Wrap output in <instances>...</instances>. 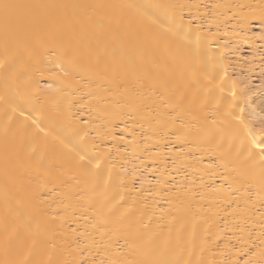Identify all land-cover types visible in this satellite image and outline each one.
Returning <instances> with one entry per match:
<instances>
[{
    "label": "bare ground",
    "instance_id": "1",
    "mask_svg": "<svg viewBox=\"0 0 264 264\" xmlns=\"http://www.w3.org/2000/svg\"><path fill=\"white\" fill-rule=\"evenodd\" d=\"M55 2L74 63L0 35V261L264 264V0Z\"/></svg>",
    "mask_w": 264,
    "mask_h": 264
},
{
    "label": "snow or ice",
    "instance_id": "2",
    "mask_svg": "<svg viewBox=\"0 0 264 264\" xmlns=\"http://www.w3.org/2000/svg\"><path fill=\"white\" fill-rule=\"evenodd\" d=\"M13 7L18 10L10 19L4 22L2 33H0L6 47L9 43H12L28 52H31L34 46L44 47L53 55L67 58V62L70 64L74 63L76 55L73 43L74 29L81 21V14L78 9L88 6L65 5L55 2V0H30L29 3L24 5L14 6L8 0H0V9L8 11ZM94 7H105V5ZM108 7L131 8L136 6L110 5ZM48 87L51 88V85ZM261 132L264 133V121L261 122ZM249 145V153L257 155L262 168H264V141L258 142L249 139ZM77 163L86 166V164H91L92 161L90 159L86 160L84 155H80ZM95 167L99 168L100 164L97 162ZM22 254L23 247L21 246L16 249L15 257H20ZM0 264H25V262L19 258H12L0 261Z\"/></svg>",
    "mask_w": 264,
    "mask_h": 264
},
{
    "label": "rangeland",
    "instance_id": "3",
    "mask_svg": "<svg viewBox=\"0 0 264 264\" xmlns=\"http://www.w3.org/2000/svg\"><path fill=\"white\" fill-rule=\"evenodd\" d=\"M254 24H256V23H253L252 24V27H253V29L254 30H259L258 28L259 27H255L254 26ZM247 49L246 48H244L243 50H242V54L244 55V56H247L249 53H248V51H246ZM262 52V59L264 58V52L263 51H261ZM258 67H257V71H255V73H253L252 74V79H253V82H254V84H257V83H263L264 84V68L263 69H261V67H259V66H261V64L259 63L258 65H257ZM260 68V69H259ZM261 70V71H260ZM263 119V118H262ZM262 121H264V119L262 120ZM261 120L260 121H256L257 123H255L257 126L259 125L260 127H261V122H262ZM259 122V123H258Z\"/></svg>",
    "mask_w": 264,
    "mask_h": 264
}]
</instances>
